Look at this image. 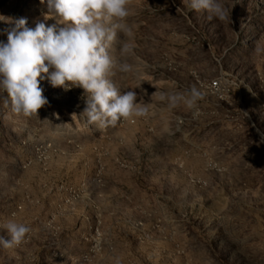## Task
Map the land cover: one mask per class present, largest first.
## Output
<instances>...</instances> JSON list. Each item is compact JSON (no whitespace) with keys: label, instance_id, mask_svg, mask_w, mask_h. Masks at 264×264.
Listing matches in <instances>:
<instances>
[{"label":"rangeland","instance_id":"obj_1","mask_svg":"<svg viewBox=\"0 0 264 264\" xmlns=\"http://www.w3.org/2000/svg\"><path fill=\"white\" fill-rule=\"evenodd\" d=\"M222 2L223 22L188 0H131L133 70L110 78L147 117L89 125L83 89L47 78L37 116L0 100V235L31 228L0 264H264V0ZM47 12L0 0V43L21 18L55 23ZM192 87L195 119L152 96Z\"/></svg>","mask_w":264,"mask_h":264},{"label":"clouds","instance_id":"obj_2","mask_svg":"<svg viewBox=\"0 0 264 264\" xmlns=\"http://www.w3.org/2000/svg\"><path fill=\"white\" fill-rule=\"evenodd\" d=\"M130 3L131 0H47L44 20L55 23L38 21L30 28L24 18L15 21L7 42L0 43V100L16 114L37 116L38 110L49 103L40 87V81L47 78L53 87L65 91L72 87L83 89L86 107L79 116L89 125L103 129L123 120L147 117L150 103L143 98L137 102L135 91H122L110 78L117 72L127 74L133 70L126 60L134 50ZM235 4L233 0L232 8ZM188 6L197 12H208L209 19H231L222 0H188ZM0 21L11 22L4 16ZM156 95L160 101H167L170 110L183 104L193 110L194 119L200 115L196 109L203 94L195 87L183 92H155L152 96ZM2 228L7 238L0 235V246L5 249L21 245L31 232L29 226L13 220Z\"/></svg>","mask_w":264,"mask_h":264}]
</instances>
